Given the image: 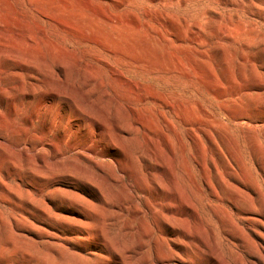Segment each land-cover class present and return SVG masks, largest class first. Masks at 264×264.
Listing matches in <instances>:
<instances>
[{"label": "rangeland", "instance_id": "rangeland-1", "mask_svg": "<svg viewBox=\"0 0 264 264\" xmlns=\"http://www.w3.org/2000/svg\"><path fill=\"white\" fill-rule=\"evenodd\" d=\"M0 264H264V0H0Z\"/></svg>", "mask_w": 264, "mask_h": 264}]
</instances>
